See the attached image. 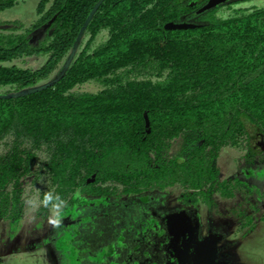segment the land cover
<instances>
[{
    "label": "trees",
    "instance_id": "trees-1",
    "mask_svg": "<svg viewBox=\"0 0 264 264\" xmlns=\"http://www.w3.org/2000/svg\"><path fill=\"white\" fill-rule=\"evenodd\" d=\"M20 1L0 0V11ZM210 1L41 0L31 24L0 19V96L53 81L0 97V222L17 226L42 176L41 199L66 201L62 223L78 219L86 190L235 195L218 159L264 151V5Z\"/></svg>",
    "mask_w": 264,
    "mask_h": 264
},
{
    "label": "rangeland",
    "instance_id": "rangeland-1",
    "mask_svg": "<svg viewBox=\"0 0 264 264\" xmlns=\"http://www.w3.org/2000/svg\"><path fill=\"white\" fill-rule=\"evenodd\" d=\"M40 1L22 0L13 7L0 11V19L19 20L25 24H31L38 18ZM262 5L264 0H243L233 4V7L246 9ZM226 10L224 7L223 14L230 12ZM40 64L41 59L29 61L32 67ZM85 89L97 90L98 86L87 85ZM180 151V141L175 142L171 153L178 154ZM218 166L221 170V179L237 178L233 180V184L238 187L233 197L224 196L221 192L214 190L209 192L210 202H207L208 199L191 195L192 191L178 187L150 190L152 191L150 194L156 198L164 195L158 202L161 204L159 209L165 211H172L178 207L196 208L203 221V228L210 226L213 230H217L215 235L219 238L225 236V243L231 247L229 250L226 249L230 255L225 252V259L230 264H264V179L246 173L251 169L257 172L264 171L263 147L249 150L225 148L218 159ZM48 186L49 183L44 176L36 182L31 180L26 188V198L27 201H33V205L29 206L27 203L26 214L16 227L9 221L0 222V264L62 263L60 253L68 246L66 239L68 237L73 239L75 232L71 235L67 234L61 222L49 223L51 212L40 210V195L43 190L48 189ZM117 190L122 191L121 188ZM108 192L107 190L102 195L109 194ZM91 193L93 192L88 190L82 192L80 194L82 200L89 203L96 196H109H95ZM187 194H190L191 201L178 200L181 195L189 198ZM112 197L116 196L112 195ZM129 200H131L130 208L138 204L131 198ZM222 231L226 232L225 235L218 234ZM54 238L58 240L57 244L52 242ZM15 239L17 240L14 242ZM30 246H32L30 249L27 248Z\"/></svg>",
    "mask_w": 264,
    "mask_h": 264
},
{
    "label": "flooded vegetation",
    "instance_id": "flooded-vegetation-1",
    "mask_svg": "<svg viewBox=\"0 0 264 264\" xmlns=\"http://www.w3.org/2000/svg\"><path fill=\"white\" fill-rule=\"evenodd\" d=\"M107 190L109 194L100 195L109 196H96L89 203L82 200L77 220L64 218L61 222L67 234L75 232L73 239H66L68 246L60 253L61 264H196L199 242L217 231L210 226L203 228L196 208L159 209L158 200L164 195L156 198L150 194L152 191ZM190 194L178 200L189 202ZM130 198L138 203L133 208L129 206ZM225 239H218V261L230 264L225 252L231 247ZM52 242L57 244L58 240Z\"/></svg>",
    "mask_w": 264,
    "mask_h": 264
},
{
    "label": "water",
    "instance_id": "water-1",
    "mask_svg": "<svg viewBox=\"0 0 264 264\" xmlns=\"http://www.w3.org/2000/svg\"><path fill=\"white\" fill-rule=\"evenodd\" d=\"M226 1V0H211L210 3L206 7H210L214 4H217L219 2ZM101 1L98 2L94 8L92 9L90 15L88 16L85 26L90 22L92 19L95 11L98 9L100 6ZM84 26V27H85ZM83 27V28H84ZM168 28H184L185 24L184 23H169L167 25ZM53 81H49L40 85H36L33 87H29L26 89H23L21 91L11 93V94H6V95H1L0 97L7 98V97H19L23 96L29 93H33L36 91H40L44 88H47L48 86L52 85ZM148 122V121H147ZM218 236L216 235H211L205 237L202 241L199 242L198 244V259L196 261V264H225L224 262L218 261Z\"/></svg>",
    "mask_w": 264,
    "mask_h": 264
},
{
    "label": "clouds",
    "instance_id": "clouds-1",
    "mask_svg": "<svg viewBox=\"0 0 264 264\" xmlns=\"http://www.w3.org/2000/svg\"><path fill=\"white\" fill-rule=\"evenodd\" d=\"M29 206L33 205V201H27ZM66 201L51 191L45 192L40 200V206L44 209H47L51 212V216L49 217V223L59 224L60 216L63 208L65 207Z\"/></svg>",
    "mask_w": 264,
    "mask_h": 264
}]
</instances>
